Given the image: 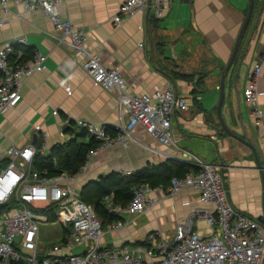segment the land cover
Listing matches in <instances>:
<instances>
[{"label": "crops", "instance_id": "1", "mask_svg": "<svg viewBox=\"0 0 264 264\" xmlns=\"http://www.w3.org/2000/svg\"><path fill=\"white\" fill-rule=\"evenodd\" d=\"M121 2L61 0L58 10L62 19L85 32L89 52L97 54L104 66L120 71L131 92L150 93L169 87L186 97L188 107L176 109L171 118L178 146L207 163L221 165L231 202L263 221V186L254 154L245 143L226 133L216 113L221 72L246 17L248 0H170L161 17L148 9L115 25L112 17ZM9 9V20L0 26V46L25 37L26 43L20 47L31 46L46 59L43 70L24 80L19 103L0 114V167L7 161L5 152L10 145L37 147L42 142L41 133L34 130L36 125L47 133L43 140L46 151L41 154L48 155L54 145L76 138L81 131L74 124L68 126L65 119L82 118L107 125L117 123L120 117L128 119L118 109L115 90L94 85L82 65L83 58L49 35L54 27L47 17L14 2ZM255 66H260L257 89L263 113L257 126L244 97L248 74ZM174 73L194 74V79L188 81ZM198 73H204L200 84L196 83ZM221 115L234 133L245 134L255 144L264 167V0H253L251 18L224 80ZM66 133L69 138L60 142L58 138ZM178 155L175 147L159 143L138 125L128 145L116 144L88 155L72 183L81 197L83 186L101 175L112 171L128 175ZM150 195L159 200L150 209L139 215L123 214L127 223L113 230L119 233L114 247L143 240L151 231L168 239L176 225L188 221L193 230L209 231L202 219H191L195 209L211 207L200 199L196 188L185 187L174 196L161 192Z\"/></svg>", "mask_w": 264, "mask_h": 264}, {"label": "built area", "instance_id": "2", "mask_svg": "<svg viewBox=\"0 0 264 264\" xmlns=\"http://www.w3.org/2000/svg\"><path fill=\"white\" fill-rule=\"evenodd\" d=\"M12 2L47 17L54 27L49 35L57 44L68 45L83 58L82 65L94 85L115 90L118 109L128 116L126 121L120 117L112 125L82 118L73 121L98 143L89 157L116 144L128 145L133 130L141 125L159 143L175 147L179 151L177 159L197 167L182 177H172L166 186L134 187L132 199L126 205L116 203L113 194H107L103 197L107 211L121 217L139 215L159 201L151 193L174 196L185 187L196 188L200 199L211 207L197 208L191 213V219L199 218L206 223L209 231L205 234L193 230L188 221L176 225L171 242L159 232L151 231L143 244L103 247L100 244L105 234L103 222L73 186L74 175L62 172L45 177L32 166L36 146L10 145L5 152L7 162L0 167V264H262L264 222L234 206L221 165L207 163L177 144L171 118L176 109L188 107L186 97L169 87L150 93L131 92L116 67L104 66L97 54L88 51L85 32L60 17L61 0H0V26L9 20ZM169 6L170 0H122L112 20L119 25L123 18L148 9L161 17ZM25 43V37H18L0 46V114L19 103L24 80L44 68L46 56L40 52L34 51L28 60L21 59L22 51L16 46ZM259 75L260 66H255L244 89L256 126L263 114L258 102ZM65 123L71 124L68 119ZM34 130L41 133L39 150L44 154L43 140L47 133L40 125ZM48 222L60 223L63 234L47 246L41 239L40 225ZM126 223L123 218L113 220L106 224V230H117ZM80 247L82 251L76 253L75 249Z\"/></svg>", "mask_w": 264, "mask_h": 264}, {"label": "trees", "instance_id": "3", "mask_svg": "<svg viewBox=\"0 0 264 264\" xmlns=\"http://www.w3.org/2000/svg\"><path fill=\"white\" fill-rule=\"evenodd\" d=\"M16 48L22 51V60L30 59L35 51L31 46H16ZM174 74H176V77L188 81L194 79V74ZM203 76L204 73H198L196 77L197 84L201 83ZM70 123L72 124L73 121L70 120ZM69 128L67 127L65 130ZM80 137L83 139H79ZM84 138H87V140L84 141ZM97 144L95 138L90 136L84 129H81L76 138H70L64 143L54 145L52 152L48 155L40 153V143H38L32 166L45 177H54L62 172L75 175L85 165L89 153L96 148ZM6 162L4 160L1 165H5ZM196 168L194 164L189 162L177 158H168L162 163L145 166L128 175H121L112 171L83 186L81 198L87 204L92 205L96 215L104 224H107L122 217L107 211L103 203L105 195L112 193L115 202L126 205L132 199L134 187L143 184H148L151 187L166 186L172 177H182L188 172L195 171ZM133 243L143 244L144 241L136 240Z\"/></svg>", "mask_w": 264, "mask_h": 264}, {"label": "water", "instance_id": "4", "mask_svg": "<svg viewBox=\"0 0 264 264\" xmlns=\"http://www.w3.org/2000/svg\"><path fill=\"white\" fill-rule=\"evenodd\" d=\"M248 11H247V14H246V17L244 18V21L241 25V28H240V31L238 33V36L236 38V41H235V45H234V48H233V51L231 53V56L228 60V62L226 63V65L224 66L222 72H221V78H220V85H219V98H218V102H217V106H216V113H217V116L219 118V121L223 127V129L226 131V133H228L229 135L231 136H234L235 138L239 139L240 141H242L243 143H245L253 152L254 154V158H255V161H256V166L257 168L259 169L260 171V174H261V179H262V186H263V199H262V203H263V221H264V167L262 165V162H261V159H260V156H259V153L257 151V148L255 146L254 143L250 142L246 135L243 134V136H240V135H237L236 133H234L229 127L228 125L225 123L224 121V118L223 116L221 115V106H222V102H223V98H224V80H225V77H226V74L228 73L232 63H233V60L236 56V53H237V50L239 48V45L241 43V40H242V37L244 35V32L246 30V27L248 25V22L251 18V11H252V6H253V0H248ZM36 136H34V139H33V144L36 143ZM262 264H264V257H263V260H262Z\"/></svg>", "mask_w": 264, "mask_h": 264}, {"label": "rangeland", "instance_id": "5", "mask_svg": "<svg viewBox=\"0 0 264 264\" xmlns=\"http://www.w3.org/2000/svg\"><path fill=\"white\" fill-rule=\"evenodd\" d=\"M76 130H79V128L76 127ZM68 136L69 135H67L66 133L61 138L58 139L60 140V142H62L67 140L69 138ZM79 139H83V138L80 137ZM49 143L51 144V140L49 141ZM103 225H104L105 234H104V238L100 241V244L103 247L105 246L114 247L115 246L114 243H116L118 240L119 233L115 231L109 232L106 230V224L103 223ZM62 234H63L62 225L58 222H54V223L48 222L40 225L41 239L43 240L44 244L47 246L50 245L52 241L56 240V238L60 237ZM171 240H172V234L168 237L167 241L171 242ZM133 242H128L127 245L129 246L133 245L134 244ZM81 251H82V247L75 249L76 253H79Z\"/></svg>", "mask_w": 264, "mask_h": 264}]
</instances>
